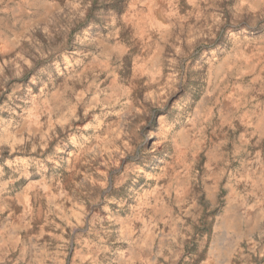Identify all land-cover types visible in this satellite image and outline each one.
I'll list each match as a JSON object with an SVG mask.
<instances>
[{
    "label": "clouds",
    "instance_id": "1",
    "mask_svg": "<svg viewBox=\"0 0 264 264\" xmlns=\"http://www.w3.org/2000/svg\"><path fill=\"white\" fill-rule=\"evenodd\" d=\"M0 264H264V0H0Z\"/></svg>",
    "mask_w": 264,
    "mask_h": 264
}]
</instances>
